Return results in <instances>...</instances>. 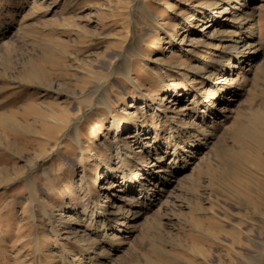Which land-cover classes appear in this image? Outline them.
I'll return each instance as SVG.
<instances>
[{
  "label": "rangeland",
  "instance_id": "1",
  "mask_svg": "<svg viewBox=\"0 0 264 264\" xmlns=\"http://www.w3.org/2000/svg\"><path fill=\"white\" fill-rule=\"evenodd\" d=\"M5 22L0 264H264V0H0Z\"/></svg>",
  "mask_w": 264,
  "mask_h": 264
},
{
  "label": "bare ground",
  "instance_id": "2",
  "mask_svg": "<svg viewBox=\"0 0 264 264\" xmlns=\"http://www.w3.org/2000/svg\"><path fill=\"white\" fill-rule=\"evenodd\" d=\"M10 25L11 24H9L8 22H5V23H0V34L2 35L9 27H10ZM192 27V26H191ZM189 30H184L183 31V34H185V33H187ZM234 38H236V37H234ZM237 38L238 39H236L235 41H234V43H235V48L237 49V52H236V54H235V56H234V59L236 60V62H237V64H239L240 65V67L242 66V69L245 67V68H249V67H251L252 66V63L254 62V60H255V55H253V53H251V49L254 47V45H255V40H256V37H255V35H250V36H246L245 38H240L239 39V36H237ZM219 40H220V38H219ZM214 50H216L217 51V47H216V49H214ZM204 62H207L208 60H207V58H205L204 57ZM228 65H230V64H228ZM232 65H230V67H231ZM227 67L228 66H225V65H220L218 68V71H216L217 73L215 74V73H212V71H209L208 73L210 74V77H223L224 76V74H225V72L227 71ZM39 70H37V73H36V75H30L29 76V79H30V81L32 82V81H34V80H37V81H40V80H42V81H46L47 80V77H46V74L44 73V70L42 71L40 68H38ZM231 71H232V69H230ZM35 72V71H34ZM204 99H205V102H207L208 103V112H209V114H211V112H212V110L216 107V105H217V101H218V99H217V96H216V93L215 92H210V91H207L206 92V94H205V96H204ZM102 101V100H101ZM98 102V101H97ZM218 103H219V101H218ZM101 104L102 105H104L105 103H103V102H101ZM257 119H258V121H260V119H261V121H264V113L263 114H258L257 116ZM210 118V116H208V117H206V120L207 119H209ZM258 122H254V125L255 124H257ZM137 125V122L136 121H133V122H130V123H125V122H122V126L124 127L123 129H122V131L124 132V131H126V130H129V129H132V128H135V126ZM263 125V124H262ZM257 126V125H256ZM257 127H260V125L259 126H257ZM256 127V128H257ZM260 129H262V127L260 128ZM264 129V128H263ZM121 130V129H120ZM137 130V129H136ZM136 130H134V132L136 131ZM133 131V130H132ZM248 131H250V130H248ZM263 132H264V130H263ZM244 135H249V133H247V130L246 131H243L242 132ZM257 138V137H256ZM260 139V138H259ZM160 160V159H159ZM151 175V174H150ZM136 181L138 182L139 181V179L136 177ZM135 181V182H136ZM140 196H142L143 197V195H144V190H143V187H141V190H140ZM148 197H149V195H148ZM102 214H105V213H102ZM107 214V213H106ZM106 214L105 215H100L101 217H106ZM110 215L112 214V212L111 213H109ZM97 215H99L98 213H96V216ZM116 216H118V217H120L121 219H119V225L120 226H122V227H127V221L126 220H129V218L125 215V213H124V211H120L119 210V212H117V214H116ZM107 219V218H106ZM105 219V222L107 221ZM124 220V221H123ZM123 221V222H122ZM125 221H126V224H125ZM104 222V221H103ZM105 231H107V232H109V231H113V230H115L116 232H119V233H122L121 231V228H118V227H104L103 228ZM130 230V229H129ZM125 231H127V228H126V230ZM113 243H115L114 241H112V244ZM95 243L92 245V247H91V249H93L94 247H95ZM113 246V245H112ZM156 253V252H155ZM161 255L162 254H158V252H157V256L158 257H161ZM171 263H173V264H177V262H179V261H177V260H171L170 261Z\"/></svg>",
  "mask_w": 264,
  "mask_h": 264
}]
</instances>
